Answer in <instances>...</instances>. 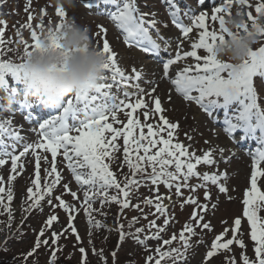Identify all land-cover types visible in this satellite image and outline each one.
<instances>
[{
	"label": "snow or ice",
	"instance_id": "obj_1",
	"mask_svg": "<svg viewBox=\"0 0 264 264\" xmlns=\"http://www.w3.org/2000/svg\"><path fill=\"white\" fill-rule=\"evenodd\" d=\"M165 2L171 9L172 23L182 32L185 39H189L190 34H193V42L190 46L191 50H184L182 53L181 44H177L174 58L161 61L163 77L170 78L175 92L185 101L195 102L209 117H214L216 112L221 111L223 130L230 137L237 130H242L243 135L240 140L251 136L261 145L256 148L252 157L250 186L243 193L242 216L234 219L230 238L225 239L229 233L227 227L214 238L210 249L202 258V264L210 262L221 250L230 252V246L234 245H238L242 250L240 258L237 260L229 256L227 264H241V262L242 264H264V190L259 184L264 178V166H262L264 106L258 102L257 94L260 89H264V44L251 50L248 58L239 65L220 62L213 54L214 47L218 42L223 43L226 36L237 38L225 26L227 16L244 15L246 22L241 25V30L249 33V29H254L257 35L264 37V0H199L200 11L189 17L190 25L179 22L181 8L178 0H165ZM32 3L33 0H28L24 8L27 13V22L21 25V28L30 31L31 43L17 29L15 36L19 39L15 41V47H10L9 45L14 42L4 39L6 21L0 19V26H3L0 27V89L6 93L5 97L0 98L4 101L0 103V117L4 111L11 113L14 104L31 99V86L27 83L24 57L30 55L34 48L39 47L41 35L45 30L49 33L53 31L50 25H54L55 29L59 30L67 19V12L52 4L59 22L49 18L48 24L45 25L44 20L48 13L42 8L38 16L40 22L34 25V16L30 10ZM101 4L111 6V9L103 14L107 15L121 30L126 45L138 46L145 53L158 55L161 52V44L150 32V29H154L157 37L163 40L157 27L155 13L150 16L148 12L142 11L138 6V0H87L84 6L92 9ZM184 15L187 16L188 12ZM210 21L218 27L213 26ZM98 28V36L107 31L102 26ZM36 29H39V32ZM194 29L199 30L198 38ZM52 42L55 47L60 46L55 38ZM101 49L108 58L104 68L105 72L111 73L110 78L104 76L98 83L85 84L71 98H65L61 104L62 111L52 119L39 124L38 130L34 129L38 131L39 141L28 142L19 131L12 128L10 118H0V166L8 165L10 160L12 173L6 180L0 176V208L8 214L10 224L12 220L10 204L14 199L13 182L25 170L26 165L21 158L28 155L34 157L35 178L31 179V186L26 189L22 205L24 213L37 208L42 209L41 202L46 196L48 197L46 203L52 207L56 206L53 204V189L61 184L62 180L61 173L58 171V157H62V160L66 162L67 169L83 190L82 209L87 217L88 225L95 228L105 227L92 215L96 211L93 209V204L97 202V198L101 207L116 203L121 211L132 206L143 213L140 204L130 205L131 194L133 189L138 190L141 185L150 182L151 186H155L156 191L153 197L145 198L144 203L154 207L155 211L151 215L157 218L163 217L162 225L157 224V219L149 221L147 229L150 235H145L142 239L140 234L145 233L144 227L136 228L135 233H125L124 225L118 224L119 239L123 242L126 236H131L138 245L143 246L149 252L146 264H187V253L192 247L190 238L195 236L196 232L192 224L185 223L178 234L173 233L170 238H163L162 234L166 232L171 219L168 206L164 204V201H171V196L161 195L159 185L163 184L169 191L175 188L176 196L181 197L183 188H189L191 192H195L196 188L205 187L203 183L194 186L189 184V180L196 177L217 186L219 193H228L229 189L223 183L228 178L227 173L209 174L205 171L201 174L197 169L198 165L215 166L223 162L217 161L214 156L218 153L220 157H224L226 150L224 148L209 149L198 154L196 151H189L182 142L178 140L174 142L178 123L169 121L162 114L165 109L162 107L161 99L153 95L156 87L153 86L150 91L142 88L139 84L142 72L135 67L131 69V73H126L119 67L117 53L112 50L106 38L102 41ZM168 50V42L164 41V51L168 52ZM198 50H202L205 54H199ZM185 58H192L195 63L176 71L174 78H171L170 68ZM9 77L16 85H23V87H9ZM254 78L258 80L255 87ZM133 81L136 83H132ZM149 83L153 82L149 81ZM114 87L118 92L122 90V96L113 93ZM129 89L135 90L129 91ZM121 113L125 116V121L119 119L118 114ZM157 116L158 120H154ZM150 120L154 122H149ZM257 132L259 136L256 135ZM120 139L123 141L122 146L117 143ZM188 139L191 137L189 136ZM121 148L123 164L127 165L130 172L123 175V183L110 168V164L118 158L116 153L121 151ZM38 149L43 150V154L38 153ZM48 153H50V159ZM42 163L48 165L43 169L45 174L43 187L41 186ZM123 164L120 165L121 168ZM49 177L52 178L50 182ZM62 187L74 200L79 199L77 192L72 191L68 183H64ZM111 189H115L116 194H110ZM54 199L59 201V207L69 213L68 226L62 228L60 233L52 231L51 237L45 238V229H50L53 222L58 220L56 215L48 216L45 227H42L36 235L33 248L23 255V261H29L43 246L50 251L49 264H58V249L53 246L57 245L61 237L70 231L76 234L77 242L81 241L77 228L73 226L75 216L72 213L78 209L74 205L67 204L61 196H54ZM204 199L206 201L210 199L208 191L204 192ZM228 199L232 198L229 196ZM184 204H191L200 209L198 213L194 208L191 218L202 229L211 231L210 222L201 224L204 221L202 213L208 210L209 204H200L192 196L184 200L181 208ZM210 206L212 209L217 208L215 203ZM143 218L147 220L148 214H144ZM244 218L250 226V238L254 242V258H250L243 252L246 247L241 238ZM137 222L138 218L133 217L128 228H132ZM238 232H241V235H238ZM89 236L91 237V232ZM149 239L158 241L154 249H149L146 243ZM174 241H178L179 246H172ZM78 250L83 254L81 264H87L86 249L81 246ZM92 251L99 256L102 264H107L102 250L97 252L93 247ZM111 256L115 262L117 252L113 251ZM32 264H38V259H32Z\"/></svg>",
	"mask_w": 264,
	"mask_h": 264
},
{
	"label": "rangeland",
	"instance_id": "obj_2",
	"mask_svg": "<svg viewBox=\"0 0 264 264\" xmlns=\"http://www.w3.org/2000/svg\"><path fill=\"white\" fill-rule=\"evenodd\" d=\"M27 3L28 0H0V19L6 21L5 40H14L17 38V36H15V31L19 29L22 36L31 43L30 31L21 28V25L27 22V13L24 11ZM178 4L181 8V19H185L183 20V23H185V25H190L189 17L193 14H198L200 11L199 0H178ZM138 6L142 11L148 12L150 16L152 13H155V19L158 21L157 27L160 30V36L163 37V40L157 37L154 29H150L153 38L157 39V42L161 44V52L157 58L146 57L142 51L126 45L123 40V34L121 30L116 27L115 23L109 17H105L100 10L86 8L84 6V0H80V5L75 10H68L66 12L67 18H74L77 23L90 26L92 41L97 47L102 48L103 39L106 38L109 41L110 47L115 53H117L118 66L126 73H131L133 67L140 70L142 72V79L139 81V84L142 88L150 91L153 86L156 87V92L153 95L159 96L161 99L162 107L165 109L162 114L169 121L178 123L174 142L175 140H178L188 147L189 151H196L198 154H202L203 151L209 149L218 150L219 148H224L226 150L224 157H220L218 153L214 156V159L223 162H219L215 166L198 165L197 169L201 174L205 171L209 174L213 172L227 173L228 178L223 181V183L229 189L228 193L221 194L219 193L217 186H213L210 182H204L196 177L191 178L189 184L194 186L203 183L205 184V187L196 188L195 192H191L189 188H183V195L181 197L176 196L175 188L169 191L163 184L159 185V193L161 195L171 196V201H164V204L168 206V212L171 219L166 232L162 234L163 238L168 239L173 233L178 234L183 229L185 223L192 224L196 235L190 238L192 247L187 253V264H202V258L206 255V251L210 249V245L214 238L219 235L225 227L229 228V233L225 239L230 238L231 228L234 226V219L242 216V196L244 191L250 186L252 157H249V151L246 152L234 148V146L228 142V137L222 133V127H218L219 125L216 122L211 121L209 117L207 119L203 115L204 113L201 111V107L199 105H194L196 104L195 102L185 101L180 94L175 92L174 86L171 84V79L163 77V72L161 70L162 63L157 61V59L160 56L163 57V59L169 57L174 58L177 44H181V53L184 50H191L190 46L193 42V34H190L189 39H185L182 36V32L172 25L171 20L167 15L168 6L165 0H138ZM42 8L48 13V16L45 17L44 20L45 25L48 24L49 18L57 23L59 22V19L55 16L51 0H33L30 10L34 16V25L40 22L38 16L40 9ZM235 8L236 6L234 5V10ZM185 12H188L187 16L184 15ZM210 23L213 22L210 21ZM98 26H102L106 29V33H101L98 36ZM213 26L218 27V25L214 23ZM36 30L39 32V29ZM198 31L199 30L194 29L197 38ZM164 41L168 42L169 49L165 56L163 53L165 52ZM261 44H264V40L258 42L257 45L254 46V50ZM198 51L201 55L205 54L202 50ZM194 63L195 61L192 58H185L184 60L177 62V64L172 67L173 70L170 71L172 74L171 77L174 78V73L176 71ZM146 72L147 74H145ZM110 75V72H105V76L110 78ZM8 79L9 87H23V85H16L10 77ZM149 81L153 83H149ZM132 83L136 82L133 81ZM257 84L258 80L255 78L254 85L257 86ZM134 90L135 89H129V91ZM112 91L113 93L122 96V90L118 92L114 87ZM258 92L260 93L258 102L264 106V99H260V97H264V89H260ZM5 95V91L0 89V98L5 97ZM71 96L72 95L66 98H71ZM169 96H171V100H169ZM146 99L149 98L146 97ZM31 100L33 103H36L38 100L40 101V98H32ZM32 101L28 102L32 103ZM0 103H4L3 99H0ZM61 104L54 109L56 113L53 115L39 118L38 121H31L32 123L28 122L27 119L18 112L20 105L22 106V102L14 104L11 113L4 111L0 118H10L12 120L13 129L19 131L28 142H37L39 141V135L38 131H34V129L38 130L39 124L57 116L59 112L62 111ZM118 116L121 121L126 120L122 113L118 114ZM140 118L143 120L142 116ZM154 120H158V116L155 117ZM154 120H150L149 122H154ZM114 126L118 125L114 124ZM189 136L191 139H188ZM6 142L10 143L11 141ZM117 143L122 146V139L118 140ZM37 152L43 154V150L38 149ZM47 155L50 159V153ZM116 156L118 158L115 162L110 164V168L121 183H123V175L130 174V172L127 165L123 164L122 148L121 151L116 153ZM21 160L25 162L26 168L13 182L14 199L10 204L12 210V220L10 224L8 214L3 212V209L0 208V245H2L3 248L8 247L12 250L8 252L12 256L13 264H21L23 262V255L31 250L29 249L31 243L36 239V235L41 228L45 227L48 216L56 215L58 220L53 222L50 229H45V238H50L52 231L60 233L62 228L68 226L69 213H66L63 208L59 207V201L54 199V196L57 195L61 196L67 204L74 205L76 209H78V211L72 213L75 216L73 226L77 228V234L81 237V241L77 242L76 234H73L70 231L61 237L57 244L62 243V245H64V249L60 252L61 258L64 261L59 262L58 264H81L83 254L78 250L81 246L86 249V260L90 264H102L99 256L93 254V247H95L97 252L102 250L107 264H146V257L149 252L146 251L143 246L138 245L131 236H126L125 240L121 242L118 238L119 232L117 229L118 224H123L125 219H129L130 222L133 217H137L138 222L133 224L128 233H135L136 228L144 227L146 229L145 233L140 234L143 239L145 235H150V232L147 229L149 221L157 219V224L162 225L163 217L157 218L156 216L151 215V213L155 211L154 207L147 206L144 203L145 198L154 196L156 191L155 186H151L150 182H148L145 185H141L138 190L133 189L130 205L140 204L143 213L132 206L121 211L120 206L116 203H109L101 207L99 198H97V202L93 204V209L96 211H94L92 215L95 220L100 221L105 227L95 228L89 226L87 223V217L82 209L83 190L75 182L74 177L70 170L67 169L66 162L62 160V157H58V171H60L62 176L61 184L53 189V204L56 206L52 207L48 205L46 203L48 197L46 196L45 200L41 202L42 209H33L29 213L22 212L26 189L31 186V179H34L35 176L34 157L28 155L22 157ZM19 163L20 162L18 161V164ZM121 164H123L122 168L120 167ZM262 166H264V162H262ZM46 167H48V165L42 163V187L45 176L43 169ZM10 174L12 173L10 172L9 160L8 165L0 166V176H3L6 180ZM51 179V177L48 178L49 182ZM64 183H68L70 189L77 192L79 197L78 200H74L70 193L64 191L62 187ZM259 184L262 190H264V178L260 180ZM4 186L7 188V184ZM205 191H208L210 196V199L207 201L204 199ZM110 194H116V190L111 189ZM189 196L195 198L200 204H209L208 210L205 213H202L204 215V221H202L201 224L203 222H210L211 231L202 229V227L198 226L191 218V213L194 208L198 213L200 212V209L191 204H184L183 208H181V204H183L184 200ZM229 196L232 198L231 200L228 199ZM121 198L123 199L122 196ZM212 203L217 204V208L212 209L210 206ZM144 214H148L147 220L143 218ZM26 215L30 216V218L24 219ZM19 228L20 232L23 231V234L21 235H19V231L17 232ZM89 232H91V237L89 236ZM241 232H238V235H241V238L246 245L243 252L250 258H254V242L250 238V226L247 224L246 218L242 219ZM10 235H13V237L10 238ZM186 235L188 234L186 233ZM90 239L91 243H89ZM2 241L4 243H1ZM146 243L149 249H154L157 246L158 241L149 239ZM172 246H179L178 241H174ZM230 248V252L221 250V252L212 258L210 262H204V264H227V257L229 256H233L235 259L239 260L242 250L238 245L230 246ZM113 251L117 252L115 262L111 256ZM47 254L48 250H46L45 247L39 249L37 254H34L37 256L38 264H45L46 260L48 261Z\"/></svg>",
	"mask_w": 264,
	"mask_h": 264
},
{
	"label": "clouds",
	"instance_id": "obj_3",
	"mask_svg": "<svg viewBox=\"0 0 264 264\" xmlns=\"http://www.w3.org/2000/svg\"><path fill=\"white\" fill-rule=\"evenodd\" d=\"M51 3L68 11L75 10L80 0H51ZM245 22L242 14L225 18V26L237 38L226 36L223 43H217L213 54L218 61L239 65L248 58L254 46L264 40L254 29H249V33L243 32L241 25ZM50 27L53 31L45 30L39 47L24 57V64L31 96L36 99L43 96V105L54 108L58 100L73 95L81 86L98 83L105 76L104 66L108 58L93 43L90 26L67 18L59 30L54 25ZM53 38L59 47L53 45Z\"/></svg>",
	"mask_w": 264,
	"mask_h": 264
},
{
	"label": "trees",
	"instance_id": "obj_4",
	"mask_svg": "<svg viewBox=\"0 0 264 264\" xmlns=\"http://www.w3.org/2000/svg\"><path fill=\"white\" fill-rule=\"evenodd\" d=\"M18 39H19V37H17L14 40H12L14 43L12 45H9V46L10 47H15V41L18 40ZM13 59H15V57H13ZM128 224H129V219H125V222L123 223L125 233H128V231L130 230V228H128ZM19 230H20V228L17 230V232ZM21 234H23V231H21V232L19 231V235H21ZM12 237H13V235H11V238ZM118 237H119V235H118ZM15 240H17V239H15ZM3 241H4V239H3ZM3 241L1 243H4ZM34 242H35V239L31 243V246H30L29 249L33 248ZM53 247L58 249V251H57L58 263L64 261V260H62L61 255H60L61 250L64 249V245H62V243H60V244H57L56 246H53ZM42 248H43V246L40 249H42ZM8 251L10 252L12 250H10L8 247H4L3 248V246L0 245V264H13L12 263V256L10 255V253ZM47 257H48V261H49V259H50V251L49 250H48ZM32 259H37V256L34 255V257L30 258L29 261H23L21 264H32ZM48 261L46 260L45 264H48ZM87 264H90V263L87 261Z\"/></svg>",
	"mask_w": 264,
	"mask_h": 264
},
{
	"label": "bare ground",
	"instance_id": "obj_5",
	"mask_svg": "<svg viewBox=\"0 0 264 264\" xmlns=\"http://www.w3.org/2000/svg\"><path fill=\"white\" fill-rule=\"evenodd\" d=\"M145 74H147V72Z\"/></svg>",
	"mask_w": 264,
	"mask_h": 264
}]
</instances>
